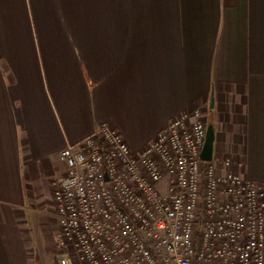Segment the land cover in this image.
Here are the masks:
<instances>
[{"label": "crops", "instance_id": "0c3cea01", "mask_svg": "<svg viewBox=\"0 0 264 264\" xmlns=\"http://www.w3.org/2000/svg\"><path fill=\"white\" fill-rule=\"evenodd\" d=\"M194 109L264 185V0H0V264H58L65 145L138 152Z\"/></svg>", "mask_w": 264, "mask_h": 264}, {"label": "built area", "instance_id": "2783aa9c", "mask_svg": "<svg viewBox=\"0 0 264 264\" xmlns=\"http://www.w3.org/2000/svg\"><path fill=\"white\" fill-rule=\"evenodd\" d=\"M206 130L194 109L138 152L107 123L65 145L57 263L264 264V185L230 156L202 159Z\"/></svg>", "mask_w": 264, "mask_h": 264}, {"label": "water", "instance_id": "95a60500", "mask_svg": "<svg viewBox=\"0 0 264 264\" xmlns=\"http://www.w3.org/2000/svg\"><path fill=\"white\" fill-rule=\"evenodd\" d=\"M213 105V99H210V106ZM213 140H214V129L211 124H207L206 136L203 143L200 157L204 160L211 158L213 153Z\"/></svg>", "mask_w": 264, "mask_h": 264}, {"label": "rangeland", "instance_id": "374dc122", "mask_svg": "<svg viewBox=\"0 0 264 264\" xmlns=\"http://www.w3.org/2000/svg\"><path fill=\"white\" fill-rule=\"evenodd\" d=\"M58 241H59V242H58ZM61 242H62L61 235H58L53 250L50 248V249L53 251V255H55L54 258H55L56 256H57V258H58L60 252L63 251L64 248H68V249H69L68 245H64L63 242H62V243H61ZM57 244H58L59 246H57ZM59 247H60V248H59ZM61 253H62V252H61Z\"/></svg>", "mask_w": 264, "mask_h": 264}, {"label": "trees", "instance_id": "16d2710c", "mask_svg": "<svg viewBox=\"0 0 264 264\" xmlns=\"http://www.w3.org/2000/svg\"><path fill=\"white\" fill-rule=\"evenodd\" d=\"M37 264H39V263H37Z\"/></svg>", "mask_w": 264, "mask_h": 264}]
</instances>
